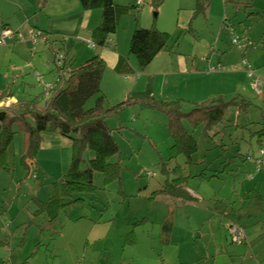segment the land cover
<instances>
[{
  "label": "rangeland",
  "instance_id": "374dc122",
  "mask_svg": "<svg viewBox=\"0 0 264 264\" xmlns=\"http://www.w3.org/2000/svg\"><path fill=\"white\" fill-rule=\"evenodd\" d=\"M114 1L132 5V0ZM143 1L140 12L131 9L120 16L115 34L121 39L129 25L154 27L172 37L166 50L179 51L198 62L220 61L223 72L240 64L243 67L244 60L262 84L255 90L245 70V77L229 73L222 79L223 88L214 90L217 98L210 102L235 98L238 104L242 99L251 104L229 110L226 120L205 134L202 127L190 131L199 148L192 166L181 155L170 159L171 139L164 115L144 106L124 109L108 122L119 145V181L104 185L101 174L93 173L95 189L64 197V202L70 204L53 223L47 215H34L37 204L33 198L46 202L55 193L54 184L60 188L69 162L61 171L52 156L42 154L35 159L37 163L27 161L25 165L23 136L14 127L17 133L7 151L10 171L0 168V264H264V171L257 172L252 164L259 158V148L264 149L252 135L262 127L252 123L264 125V3H259L260 9L257 7L259 18L249 15L247 19L251 9L245 11L241 0H235L239 7L225 0H210L206 12L196 15L194 0ZM255 1V7L263 2ZM226 17V25L247 40L244 52L231 46V36L223 25ZM72 43L65 50L59 49L62 57L73 54L81 42ZM43 53L49 62L41 58L40 64L46 68L38 73L43 83H52L56 68L50 51L44 49L37 56ZM131 57L138 67L135 57ZM4 70L0 68V81L7 68ZM25 77L23 74L13 84V89H18L17 97L27 101L38 98L42 106L46 98L42 84L28 82L32 86L24 95L20 87ZM95 99L91 98L85 109L93 107ZM189 109L188 105L184 107V111ZM92 157V152H85L80 168L86 169ZM114 161L115 157L111 159ZM176 166L180 168L175 171ZM188 175L193 177L184 179L186 185L200 200H179L184 205H174V199L160 190L167 181L182 183ZM230 210L236 214L237 225L244 229L245 240L235 244L227 238L222 248L215 244L211 219L220 217L221 228L226 229L228 218L224 213Z\"/></svg>",
  "mask_w": 264,
  "mask_h": 264
},
{
  "label": "trees",
  "instance_id": "16d2710c",
  "mask_svg": "<svg viewBox=\"0 0 264 264\" xmlns=\"http://www.w3.org/2000/svg\"><path fill=\"white\" fill-rule=\"evenodd\" d=\"M254 0H241L244 10L250 9ZM84 10L99 9L101 19L99 25L90 33L91 41L97 48L107 47L111 35L116 33L118 20L121 15L133 9L132 5H119L114 0H79ZM210 0H195L193 15L205 13ZM233 7H239L235 0H225ZM238 9V8H237ZM228 18L224 19L223 25L227 30ZM172 37L154 27L142 28L135 26L129 41V54L137 60L140 71H144L154 57L161 51L166 50ZM57 54V53H56ZM55 54V55H56ZM67 78L61 86L53 88L41 105L37 104L38 98L30 101H17L9 107H0V168L9 172L10 165L7 158L8 147L16 133L14 127L23 136L22 161L34 162L40 145V135L44 132L54 133L65 137L71 142V158L67 171L62 175L60 188L55 183L54 191L49 199L41 203L35 201L37 209L35 216L47 215L49 222L56 220L58 214L65 206L64 197H70L73 193L93 191V173H100L104 185L113 181H119V145L116 142L107 120L117 116L126 108L138 106L147 107L166 118V128L171 139L170 159L175 160L183 156L185 163L194 165L193 156L198 152V142L190 131L202 127V133L213 126L226 120L229 110L243 109L250 105L249 102L241 101L238 104L234 99L224 103H189L185 100L162 101L154 97L125 98L115 105H107L105 96L101 91V79L105 70V62L94 55L77 65H70ZM63 70L62 66H56ZM114 71L118 74H127L132 71L126 57H120ZM66 72V71H65ZM54 84V83H53ZM12 97L9 90L0 92V102ZM96 97L93 107L85 109L86 103ZM188 111H184L185 106ZM252 133L260 142L264 138V125ZM186 125L189 127L187 130ZM92 152L87 168L81 169L85 152ZM115 157L116 161L111 162ZM179 166H176L175 171ZM163 172L166 170L162 167ZM191 178L190 175L183 177ZM182 180V181H183ZM185 181V180H184ZM163 192L182 200L194 201L183 189L180 183L166 182ZM60 192V193H59ZM133 241L132 235H129Z\"/></svg>",
  "mask_w": 264,
  "mask_h": 264
},
{
  "label": "crops",
  "instance_id": "0c3cea01",
  "mask_svg": "<svg viewBox=\"0 0 264 264\" xmlns=\"http://www.w3.org/2000/svg\"><path fill=\"white\" fill-rule=\"evenodd\" d=\"M255 2L254 0L252 3L247 19L249 15H254L257 18L261 15L258 10L260 9V4L264 3V0L263 2H258L257 4H260L256 7L254 6ZM135 3L136 1L132 0L131 4L133 9ZM143 4L144 1L139 8V12ZM257 7L259 9H257ZM253 9L257 12H253ZM100 19L101 12L99 9L84 10L79 0H0V33L2 30H9L15 34L14 39L9 40L6 46L0 47V68L2 70H4L5 67L7 68L6 72L2 74L4 78L0 81V91L9 90L12 93V97L0 102V107H9L17 103V101H24L23 98L17 97L18 95L16 92H18V89L14 90L13 87L19 77H22L23 74L26 75L25 78L29 81L25 82L23 81L25 78L21 79L22 86L20 87L25 95L27 93V87L32 86L28 82L38 81L36 77V74L40 76L38 70L46 68L44 64H40L41 58L44 62L46 57V60L49 62L48 56L44 53L41 56H37L41 51H44V49L50 51L52 57L51 62H54V55L56 53L61 54L59 49L63 48L65 50L66 46L73 45L72 42H81L85 44V46L80 43L78 46H75L73 54H66L62 61L63 68L67 69L70 65H77L94 55H98L105 62L106 66L100 86L108 105H115L125 98L136 99L140 97H154L162 101H175L181 99L189 103L210 102L212 98H217L214 90H216V88H223L222 79L227 77L229 73L232 74L233 77H245V69L241 67V64L233 69L227 68L226 72H223V66H221L222 64L220 61L215 62L216 60L206 59V61L202 60L198 62L194 59H189L187 55L179 53V51L176 50H163L159 52L154 57L151 64L148 65L144 71H140L128 51L129 40L137 24L134 26L129 25L122 39L119 34H115L107 47L92 50L88 46V41L91 40L90 33L99 25ZM141 26L142 28H147L146 25ZM31 29L45 33L48 36V43L40 49L33 48L28 41L29 31ZM18 36L22 37L23 41L18 40ZM80 46L83 47L82 50L81 48L79 49ZM120 57L127 58L132 68L130 73L118 74L114 71L115 65ZM53 65H55V63ZM27 71H31V73H27ZM55 73L56 76L53 78L52 83H54V87L57 88L62 85L65 75L67 76V71L62 72V70L56 68ZM241 101L251 104L250 101L244 99ZM40 103V101H37L38 105ZM213 103L216 104V102ZM133 117L134 115H132V118ZM110 120L111 118L107 120V124ZM186 128L190 131L187 125ZM111 130L113 134L114 129L111 128ZM256 142L258 145L264 146V138L258 142V138L256 137ZM55 152H58L59 155L54 154ZM42 154H44V156H52L55 160V164L58 165L62 171L65 168L64 166L67 165V162L70 163L71 142L69 139L60 135L44 132L40 135L39 151L36 158L40 159ZM29 163L32 164L33 162ZM34 163L37 162L35 161ZM222 163L223 162H220L219 166L216 168L217 170L221 168L220 165ZM190 176L193 177V175ZM186 183L188 182L184 181V187L182 186V189L189 196H191L190 193L194 194V197L191 196L194 198V201L182 200L160 190L161 194L168 195L171 199H174V205H184L182 204L184 202L194 203L196 200H200ZM179 200L184 202H179ZM35 201L43 203L37 197L33 198L34 203H36ZM224 214L228 218V223L238 224L235 221L236 214L234 211L232 212V210H230V212ZM220 221V217L218 216H214L211 219L215 235L214 241L215 244L225 248L229 238L225 227L223 226L221 228ZM262 252H264V249Z\"/></svg>",
  "mask_w": 264,
  "mask_h": 264
},
{
  "label": "built area",
  "instance_id": "2783aa9c",
  "mask_svg": "<svg viewBox=\"0 0 264 264\" xmlns=\"http://www.w3.org/2000/svg\"><path fill=\"white\" fill-rule=\"evenodd\" d=\"M135 1H136V3H135L134 9L139 11V8L141 7L143 0H135ZM227 31L229 32V34L231 36V40H230L231 46L240 52H244L245 49L247 48V40L245 38H241L239 35L235 34L233 27L227 26ZM14 37H15V34L13 32H11L9 30H2L0 33V47L6 46L8 44V41L14 39ZM18 40L23 41V38L18 36ZM28 41L33 48H36L40 45L47 44L48 43V36L41 31L31 29L29 31ZM88 46L91 49L97 48L96 45L91 40L88 41ZM62 61H63V57L60 54L54 55V63L57 67L58 66L63 67ZM242 65H243V68L245 69L247 75L253 79V82H254L253 88L255 90H258L260 85L262 84V82L254 77V70L252 69V67L247 62H245L243 60ZM217 68H219V67H217ZM69 69H70V67L67 69L64 68L62 70V72L68 71ZM36 77H37V80L39 82H41V84H42L43 95L48 96L50 94V92L52 91V89L54 88L55 84L43 83L42 78L40 76H38L36 74ZM258 152H259V158L256 160L253 159V162L255 163V168H256L257 172L258 171H264V149L261 147V148H259ZM226 231H227L228 238L230 239V241L232 243L239 244V243L244 242L245 232L241 226L234 224V223H228L226 225Z\"/></svg>",
  "mask_w": 264,
  "mask_h": 264
}]
</instances>
